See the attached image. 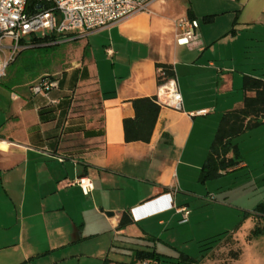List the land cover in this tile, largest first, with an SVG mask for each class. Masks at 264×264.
Returning a JSON list of instances; mask_svg holds the SVG:
<instances>
[{
    "label": "crops",
    "instance_id": "1",
    "mask_svg": "<svg viewBox=\"0 0 264 264\" xmlns=\"http://www.w3.org/2000/svg\"><path fill=\"white\" fill-rule=\"evenodd\" d=\"M182 18L199 21L189 45L177 41ZM60 44L58 69L43 75L57 80L48 94L0 83V264L121 263L113 252L157 250L180 208L189 223L214 183L230 193L226 177L264 163L263 118L233 140L240 166L200 179L223 114L243 104L244 77L264 79V0H158L86 37L36 46ZM158 64L174 67L183 109L161 106L151 140L126 142L132 101L157 96ZM123 213L133 222L120 228Z\"/></svg>",
    "mask_w": 264,
    "mask_h": 264
},
{
    "label": "rangeland",
    "instance_id": "2",
    "mask_svg": "<svg viewBox=\"0 0 264 264\" xmlns=\"http://www.w3.org/2000/svg\"><path fill=\"white\" fill-rule=\"evenodd\" d=\"M5 43L10 44V41L5 40ZM61 46H36L19 51L1 82L18 93L26 92L32 84L46 77L43 76L46 72L58 69L62 58ZM249 157L255 158L252 154ZM258 160H252V166L237 172L236 176L224 179L225 191L230 193L220 194L218 184L214 183L212 186L216 188L217 198L193 204L191 221L176 220L175 226L160 236L163 241L153 242L157 251L172 257L182 251L197 258L202 254V241L230 231L234 232L233 235L223 240L204 264H264V218L247 210L256 208L264 199V180L258 178L255 181L259 173L264 171L263 161ZM251 173L254 177H250ZM235 203L240 206H234ZM169 239L170 244L164 243ZM233 252H239V259H233ZM112 255L111 259L121 263L133 260L131 252L117 251Z\"/></svg>",
    "mask_w": 264,
    "mask_h": 264
},
{
    "label": "built area",
    "instance_id": "3",
    "mask_svg": "<svg viewBox=\"0 0 264 264\" xmlns=\"http://www.w3.org/2000/svg\"><path fill=\"white\" fill-rule=\"evenodd\" d=\"M156 1L0 0V83L19 51L36 45L64 43L86 37L135 14L150 11ZM40 4L42 8H39ZM177 23L180 27H187L177 38L179 44L189 45L197 39L198 20L182 18ZM33 39L38 40L33 42ZM5 40H9L10 44H6ZM158 74H165L162 67H159ZM56 86L57 80L46 76L35 83L31 90L33 94L46 95ZM156 100L161 106L183 109V96L176 76L159 83ZM201 113L206 114L207 111ZM78 182L85 193L93 188L90 179L81 178ZM179 211L183 215L181 222H187L190 210L182 207Z\"/></svg>",
    "mask_w": 264,
    "mask_h": 264
},
{
    "label": "trees",
    "instance_id": "4",
    "mask_svg": "<svg viewBox=\"0 0 264 264\" xmlns=\"http://www.w3.org/2000/svg\"><path fill=\"white\" fill-rule=\"evenodd\" d=\"M47 5V4H45ZM214 15L206 16L204 21H212ZM38 39H33L36 42ZM165 74H158V81L162 83L166 78L176 76L174 67L170 64H158ZM243 89L245 96L242 106L225 112L221 118L210 152L202 169L200 179L206 181L235 169L243 163L237 144L233 140L249 130L259 127L264 118V79L246 75ZM252 93V94H250ZM135 115L124 119V132L126 142H149L152 138L161 105L156 97H141L133 101ZM253 215L264 218V203L259 204ZM249 216L251 214H248ZM247 215V216H248ZM133 222L132 218L123 213L119 227L125 228ZM263 232V231H260ZM234 232H224L202 241L200 257H192L179 251L177 256H168L151 248H133V260L128 263H114L107 260L104 264H204L210 253L225 239L230 238ZM239 252H233V259H239Z\"/></svg>",
    "mask_w": 264,
    "mask_h": 264
},
{
    "label": "water",
    "instance_id": "5",
    "mask_svg": "<svg viewBox=\"0 0 264 264\" xmlns=\"http://www.w3.org/2000/svg\"><path fill=\"white\" fill-rule=\"evenodd\" d=\"M42 7H43V5H42V4H40V5H39V8H42Z\"/></svg>",
    "mask_w": 264,
    "mask_h": 264
}]
</instances>
